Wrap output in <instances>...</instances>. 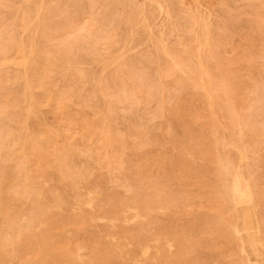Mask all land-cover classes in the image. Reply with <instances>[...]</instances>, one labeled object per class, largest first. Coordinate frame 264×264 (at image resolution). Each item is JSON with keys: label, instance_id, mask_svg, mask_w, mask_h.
Wrapping results in <instances>:
<instances>
[{"label": "rangeland", "instance_id": "374dc122", "mask_svg": "<svg viewBox=\"0 0 264 264\" xmlns=\"http://www.w3.org/2000/svg\"><path fill=\"white\" fill-rule=\"evenodd\" d=\"M0 264H264V0H0Z\"/></svg>", "mask_w": 264, "mask_h": 264}, {"label": "bare ground", "instance_id": "6f19581e", "mask_svg": "<svg viewBox=\"0 0 264 264\" xmlns=\"http://www.w3.org/2000/svg\"><path fill=\"white\" fill-rule=\"evenodd\" d=\"M213 1V0H212ZM190 3V2H189ZM200 3V2H199ZM160 4V3H159ZM191 4V3H190ZM214 4V3H213ZM215 5V4H214ZM189 6V5H188ZM187 6V7H188ZM131 8V7H130ZM190 8V7H189ZM189 13V12H188ZM174 21V20H173ZM203 21V20H202ZM205 28V27H204ZM199 30V29H198ZM200 31V30H199ZM202 31V30H201ZM200 38V37H199ZM207 39V38H206ZM199 41V40H198ZM172 52V51H171ZM174 53V51H173ZM210 54V53H209ZM211 56V55H210ZM20 61V60H19ZM182 61V60H181ZM68 66L72 65V60L67 59L66 60ZM201 65V64H200ZM170 71V70H169ZM171 75V74H170ZM169 76V75H167ZM202 76V75H201ZM207 76V75H206ZM202 78V77H201ZM212 78V77H211ZM200 83V82H199ZM10 112V111H9ZM239 123V122H238ZM18 141V140H17ZM9 174V173H8ZM8 181V180H5ZM5 184V183H4ZM3 186V185H2ZM6 187V185H4ZM3 186V187H4ZM248 186H250V182L248 180L242 179L241 176L238 174L234 178V183H233V197L236 202H242L244 199L251 198V193L249 192L250 190L248 189ZM12 187V186H11ZM8 192V191H7ZM4 193V192H3ZM2 193V194H3ZM250 200V199H249ZM44 202V201H43ZM250 202V201H249ZM258 241V240H257ZM242 245V244H241ZM247 254V253H246Z\"/></svg>", "mask_w": 264, "mask_h": 264}]
</instances>
